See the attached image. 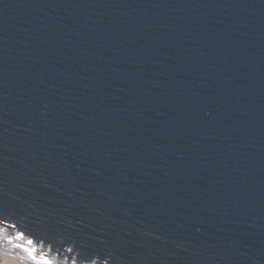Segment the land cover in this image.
<instances>
[{
    "label": "water",
    "instance_id": "water-1",
    "mask_svg": "<svg viewBox=\"0 0 264 264\" xmlns=\"http://www.w3.org/2000/svg\"><path fill=\"white\" fill-rule=\"evenodd\" d=\"M0 260L264 264V0H0Z\"/></svg>",
    "mask_w": 264,
    "mask_h": 264
},
{
    "label": "rangeland",
    "instance_id": "rangeland-1",
    "mask_svg": "<svg viewBox=\"0 0 264 264\" xmlns=\"http://www.w3.org/2000/svg\"><path fill=\"white\" fill-rule=\"evenodd\" d=\"M0 262H1V260H0Z\"/></svg>",
    "mask_w": 264,
    "mask_h": 264
},
{
    "label": "snow or ice",
    "instance_id": "snow-or-ice-1",
    "mask_svg": "<svg viewBox=\"0 0 264 264\" xmlns=\"http://www.w3.org/2000/svg\"><path fill=\"white\" fill-rule=\"evenodd\" d=\"M31 243V242H30Z\"/></svg>",
    "mask_w": 264,
    "mask_h": 264
}]
</instances>
